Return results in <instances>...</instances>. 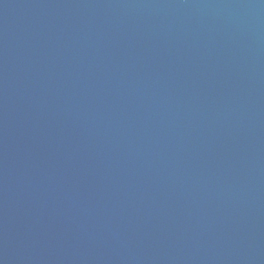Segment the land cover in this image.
Here are the masks:
<instances>
[{"label":"water","instance_id":"water-1","mask_svg":"<svg viewBox=\"0 0 264 264\" xmlns=\"http://www.w3.org/2000/svg\"><path fill=\"white\" fill-rule=\"evenodd\" d=\"M0 264H264V0H0Z\"/></svg>","mask_w":264,"mask_h":264}]
</instances>
